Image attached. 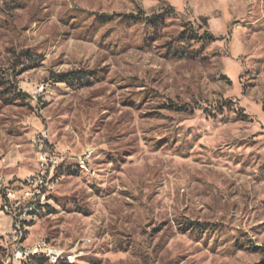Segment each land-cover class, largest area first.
<instances>
[{
    "label": "rangeland",
    "instance_id": "1",
    "mask_svg": "<svg viewBox=\"0 0 264 264\" xmlns=\"http://www.w3.org/2000/svg\"><path fill=\"white\" fill-rule=\"evenodd\" d=\"M0 156V264H262L264 0H0Z\"/></svg>",
    "mask_w": 264,
    "mask_h": 264
},
{
    "label": "built area",
    "instance_id": "2",
    "mask_svg": "<svg viewBox=\"0 0 264 264\" xmlns=\"http://www.w3.org/2000/svg\"><path fill=\"white\" fill-rule=\"evenodd\" d=\"M32 146L36 153V167L35 171L28 175L27 178H23V183H28V191H21L22 195H31V190H34L38 195H42L44 197L47 190H50L53 187L52 180L50 179V169L52 166L60 164L66 158L64 152L54 150L50 144H48L46 130H42L39 134L35 135L31 139ZM92 150H87L83 154L85 155L83 158L81 156L78 157V160L85 161L87 163V152ZM2 162L3 156H0V187H3L2 184L5 183L4 175L2 172ZM6 202L4 204V209L9 214H12L14 208L11 204L12 199L15 198V191L12 189L6 188ZM13 233L18 236L20 233V224L19 221L14 223ZM43 241L40 240L35 244V246L31 248H26L24 250H20L16 259L21 257L29 256L31 250L34 249H45L48 251L49 257L60 256L61 252H57L56 250H52V248H43ZM5 264H10V259L7 257Z\"/></svg>",
    "mask_w": 264,
    "mask_h": 264
},
{
    "label": "trees",
    "instance_id": "3",
    "mask_svg": "<svg viewBox=\"0 0 264 264\" xmlns=\"http://www.w3.org/2000/svg\"><path fill=\"white\" fill-rule=\"evenodd\" d=\"M141 16V15H140ZM140 16H138V18H140ZM144 20V19H143ZM57 77H59L60 79H64L67 74L66 73H58L56 74ZM179 110H186L187 108L185 106H182V107H177ZM243 115V114H242ZM261 253L263 254V257H264V248H261ZM262 264H264V260L262 262Z\"/></svg>",
    "mask_w": 264,
    "mask_h": 264
},
{
    "label": "bare ground",
    "instance_id": "4",
    "mask_svg": "<svg viewBox=\"0 0 264 264\" xmlns=\"http://www.w3.org/2000/svg\"><path fill=\"white\" fill-rule=\"evenodd\" d=\"M91 154H92V153H91ZM81 164H82V163H81ZM88 171H89V170H88ZM25 186H26V185H25ZM47 247H48V246H47ZM38 251H39V250H38ZM38 251H37V252H38ZM54 258H55V257H54Z\"/></svg>",
    "mask_w": 264,
    "mask_h": 264
},
{
    "label": "crops",
    "instance_id": "5",
    "mask_svg": "<svg viewBox=\"0 0 264 264\" xmlns=\"http://www.w3.org/2000/svg\"><path fill=\"white\" fill-rule=\"evenodd\" d=\"M4 160L6 161V158H4ZM7 162V161H6Z\"/></svg>",
    "mask_w": 264,
    "mask_h": 264
}]
</instances>
